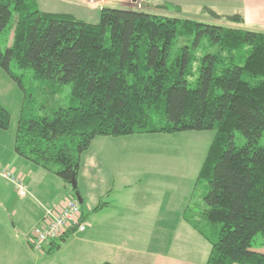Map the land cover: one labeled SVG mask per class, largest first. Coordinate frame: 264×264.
Segmentation results:
<instances>
[{"label":"trees","instance_id":"16d2710c","mask_svg":"<svg viewBox=\"0 0 264 264\" xmlns=\"http://www.w3.org/2000/svg\"><path fill=\"white\" fill-rule=\"evenodd\" d=\"M5 31L12 34L0 46V71L22 91L26 72L31 88H70V103L50 113L23 105L17 156L77 193L70 183L97 137L213 131L183 220L210 245L205 264H264V253L251 249L257 235L264 247V31L115 7L101 8L91 24L41 12L35 0H0ZM9 121L0 104V130Z\"/></svg>","mask_w":264,"mask_h":264},{"label":"crops","instance_id":"0c3cea01","mask_svg":"<svg viewBox=\"0 0 264 264\" xmlns=\"http://www.w3.org/2000/svg\"><path fill=\"white\" fill-rule=\"evenodd\" d=\"M35 1L41 12L70 15L86 23L95 20L91 24L97 22L103 7L133 4L141 10L173 11L178 16L191 8L209 19L203 13L205 8L219 15L239 13L241 23H225L264 31V0ZM164 4L174 8L164 9ZM144 135L152 134L92 140L80 157L76 177L85 230L45 245L42 252L32 250L28 241L34 227L43 223L44 209L58 210L76 194L51 173L17 156L15 135L8 136V143L1 148L0 164L23 181L27 192L18 195L13 185L0 177V264H205L210 245L183 220L196 179L192 185L186 184L176 175L179 171L135 169L114 159L118 154L128 156L127 151L115 148L119 141ZM100 202L104 205L93 211Z\"/></svg>","mask_w":264,"mask_h":264},{"label":"rangeland","instance_id":"374dc122","mask_svg":"<svg viewBox=\"0 0 264 264\" xmlns=\"http://www.w3.org/2000/svg\"><path fill=\"white\" fill-rule=\"evenodd\" d=\"M115 8L139 10L148 14L166 15L172 17H182L192 19L198 22L228 25L221 20L220 23L213 19H209L208 16L200 14L194 9H189L187 14H178L171 12H157L155 10H141L139 5L126 4L123 6H117ZM15 16L12 18V25L14 24ZM95 20L90 21L92 23ZM229 26V25H228ZM12 32L5 31L0 35V46L1 50L4 51L7 46L10 45ZM13 69V68H12ZM17 74L23 72L13 69ZM30 72L23 73L24 77L23 84L26 92L22 91L15 82H13L4 71H0V104L4 107L10 115V121L7 129L0 130V152L3 145L8 143V136L15 135L18 119L20 116L23 105L28 107L30 110H36V113L44 115L50 113L51 110L56 109L60 106H67L70 103V88L69 85L62 86L59 89L40 87L34 88L30 86L27 81ZM235 143L241 145L244 143L243 138L236 132ZM214 137L213 131L203 132H184L175 133L173 135H144L140 138L126 139L125 141H119V144L115 147L119 150L127 151V155L131 157H122L118 154L116 159L119 161H125V164H130L129 167L143 168L148 171L152 167H158L165 169V171L174 170L179 171L177 176H181L186 184H191L195 181L198 171L204 161L208 148ZM259 146H264V131L262 136L258 140ZM177 180V179H175ZM201 192V188L197 190V194ZM196 195L195 197H197ZM195 200L197 205V211L203 208V203ZM193 201V202H195ZM203 225V223H201ZM207 235H213L212 229L206 226L202 227ZM263 238L261 235H257L254 238V245L251 249L264 253V247L261 242ZM208 246V245H206ZM209 250V246H208ZM49 259V255H43Z\"/></svg>","mask_w":264,"mask_h":264},{"label":"built area","instance_id":"2783aa9c","mask_svg":"<svg viewBox=\"0 0 264 264\" xmlns=\"http://www.w3.org/2000/svg\"><path fill=\"white\" fill-rule=\"evenodd\" d=\"M0 177L11 183L16 193L24 196L27 192L23 181L0 164ZM80 204L75 197L70 198L58 210L55 207L44 209L43 223L38 224L29 236V245L34 251L42 252L44 246L65 238L68 234L83 232Z\"/></svg>","mask_w":264,"mask_h":264},{"label":"water","instance_id":"95a60500","mask_svg":"<svg viewBox=\"0 0 264 264\" xmlns=\"http://www.w3.org/2000/svg\"><path fill=\"white\" fill-rule=\"evenodd\" d=\"M70 185H71V187L74 189V188L76 187V181L73 179V180L71 181ZM75 194H76V198H77V200H78L79 203H80V197L78 196L77 193H75Z\"/></svg>","mask_w":264,"mask_h":264}]
</instances>
